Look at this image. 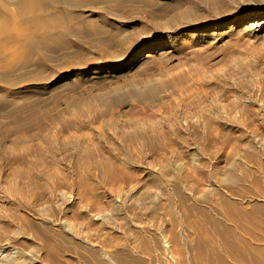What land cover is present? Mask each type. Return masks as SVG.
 <instances>
[{
  "label": "rangeland",
  "instance_id": "obj_1",
  "mask_svg": "<svg viewBox=\"0 0 264 264\" xmlns=\"http://www.w3.org/2000/svg\"><path fill=\"white\" fill-rule=\"evenodd\" d=\"M82 1L59 6L119 26L111 57L86 48L89 63L67 66L80 60L72 45L85 20L56 15L47 27L29 0V38L43 42L46 63L16 82L21 72L0 63V120L21 111L74 121L43 143L61 173L29 202L0 187V253L10 252L0 264H194L199 227L219 242L215 221L232 225L224 212L240 209L252 220L242 217L239 233L263 232L264 18L248 17L264 0H156L107 19Z\"/></svg>",
  "mask_w": 264,
  "mask_h": 264
},
{
  "label": "bare ground",
  "instance_id": "obj_2",
  "mask_svg": "<svg viewBox=\"0 0 264 264\" xmlns=\"http://www.w3.org/2000/svg\"><path fill=\"white\" fill-rule=\"evenodd\" d=\"M65 2L72 5L76 0H32L31 13L39 16L42 24L47 27H53V25L50 26V23L52 24L56 15L68 14L71 18L80 17L85 20V24L80 26L79 31L85 32L87 35L89 32L99 33L102 39V42L97 43L88 40L84 33L79 35L72 47L80 53L78 56L80 60H67L69 67L82 66L90 62L91 59H88L84 54L86 48L96 49L101 54L111 57L110 50L105 45L120 32L119 26L112 25L110 19H107L113 9H123L127 5H131V9L139 10L141 6L158 5L156 0H83L84 4H93L97 14L107 19L104 23L96 24L87 19L83 11L79 13L74 10L66 12L60 9L59 5L65 4ZM147 6L143 11L147 10ZM0 14L2 15L0 16V63L21 72L12 78L14 82L22 78L27 79L31 62H34L38 67H42V64L44 66L46 63L43 57V42L40 40L41 44H37L34 38H29V0H18L14 7L0 4ZM156 14L159 15L162 12L157 10ZM258 18H264V12L250 14L248 17L249 20ZM46 26H42V28L46 30ZM170 27L172 26L160 24L156 28L165 30ZM66 30V26L56 27L50 31L49 35L51 37L62 36L61 34ZM104 31L108 41L103 40ZM59 44L62 45V41H59ZM65 46L66 40L63 38V48ZM31 50L38 52L39 56L31 57ZM56 121L59 122V126L54 128ZM73 122L60 112L29 114V112L18 111L10 115L9 121L0 120V177L3 174L5 181V183H0V187L5 193L19 194L22 200L29 202V195L38 191V184L42 180H50L56 174L61 173V170L54 165L57 154L51 148L50 151L52 150L54 154L53 159H49L48 151L43 143H49V147H52L56 136L51 132L59 129L69 131L71 126H74ZM13 135H16L15 138ZM76 136V133L70 132L68 136L63 137V140L71 141ZM36 139H39L40 142L35 143ZM10 140L15 146L23 144L24 146H21L23 148L17 152L11 149L7 146ZM224 213L228 219L233 221V224L229 225L223 220L215 221L219 225L217 236L220 243L212 236H207V233H203L202 228L199 227V236L195 249H193L194 264H245L246 258L255 264H264V231L259 235H254L253 239L248 238L239 233V227H241L240 219L242 217L249 221L252 220L249 217V212L246 209H240L237 214ZM218 244L223 245L224 249L221 247L220 249ZM6 249L0 253L1 256L10 254ZM227 256L235 257L236 261H228ZM246 264L248 263L246 262Z\"/></svg>",
  "mask_w": 264,
  "mask_h": 264
}]
</instances>
